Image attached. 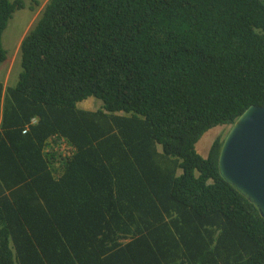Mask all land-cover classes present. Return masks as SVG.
I'll use <instances>...</instances> for the list:
<instances>
[{
    "label": "trees",
    "instance_id": "1",
    "mask_svg": "<svg viewBox=\"0 0 264 264\" xmlns=\"http://www.w3.org/2000/svg\"><path fill=\"white\" fill-rule=\"evenodd\" d=\"M24 7L0 0V64ZM20 48L0 81V264H264L225 135L196 147L264 105L263 0H49Z\"/></svg>",
    "mask_w": 264,
    "mask_h": 264
},
{
    "label": "water",
    "instance_id": "2",
    "mask_svg": "<svg viewBox=\"0 0 264 264\" xmlns=\"http://www.w3.org/2000/svg\"><path fill=\"white\" fill-rule=\"evenodd\" d=\"M218 167L220 175L264 218V105H251L231 125Z\"/></svg>",
    "mask_w": 264,
    "mask_h": 264
},
{
    "label": "rangeland",
    "instance_id": "3",
    "mask_svg": "<svg viewBox=\"0 0 264 264\" xmlns=\"http://www.w3.org/2000/svg\"><path fill=\"white\" fill-rule=\"evenodd\" d=\"M25 7L16 10L13 18L9 21L8 27L3 34V45L8 53V58L0 64V81L8 85H15L22 71L21 66V42L29 31L36 25L49 0H24ZM104 104L103 100L90 97L78 105L81 109L97 110ZM231 125L216 126L207 131L197 143V151L207 157L215 138L220 135H227ZM159 151H163L162 145H158Z\"/></svg>",
    "mask_w": 264,
    "mask_h": 264
},
{
    "label": "built area",
    "instance_id": "4",
    "mask_svg": "<svg viewBox=\"0 0 264 264\" xmlns=\"http://www.w3.org/2000/svg\"><path fill=\"white\" fill-rule=\"evenodd\" d=\"M37 122H38V119H37V118H33V119L31 120V124H36ZM27 127H28V126H27ZM27 130H28V128H26L23 132L26 133Z\"/></svg>",
    "mask_w": 264,
    "mask_h": 264
},
{
    "label": "crops",
    "instance_id": "5",
    "mask_svg": "<svg viewBox=\"0 0 264 264\" xmlns=\"http://www.w3.org/2000/svg\"><path fill=\"white\" fill-rule=\"evenodd\" d=\"M4 83V85L5 86H7L8 84H7V82H3ZM61 150L63 149V148H65V145L64 144H62V146L61 147H59ZM47 150H49V149H47Z\"/></svg>",
    "mask_w": 264,
    "mask_h": 264
}]
</instances>
